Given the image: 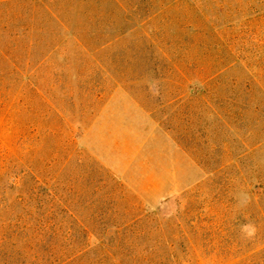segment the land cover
Segmentation results:
<instances>
[{
  "label": "rangeland",
  "instance_id": "374dc122",
  "mask_svg": "<svg viewBox=\"0 0 264 264\" xmlns=\"http://www.w3.org/2000/svg\"><path fill=\"white\" fill-rule=\"evenodd\" d=\"M1 167L0 264H264V0H0Z\"/></svg>",
  "mask_w": 264,
  "mask_h": 264
},
{
  "label": "trees",
  "instance_id": "16d2710c",
  "mask_svg": "<svg viewBox=\"0 0 264 264\" xmlns=\"http://www.w3.org/2000/svg\"><path fill=\"white\" fill-rule=\"evenodd\" d=\"M49 12L51 16L58 20L54 11ZM58 21L65 26L64 21ZM65 28L67 29V27ZM32 175L33 174L26 169L16 170L15 167L12 169L6 167V169L3 170V167L0 168V178L4 177L5 179L4 181H0V227L6 225H11L14 228L22 227L27 231L24 236L25 239L37 238V236H41L43 232V229L37 227L34 209L31 210V208H27V199L33 203L36 196L37 188L34 185L36 180H33V184L28 189L22 186L23 177H34ZM50 194V190L48 189L46 195L49 196ZM77 252H81V250Z\"/></svg>",
  "mask_w": 264,
  "mask_h": 264
},
{
  "label": "crops",
  "instance_id": "0c3cea01",
  "mask_svg": "<svg viewBox=\"0 0 264 264\" xmlns=\"http://www.w3.org/2000/svg\"><path fill=\"white\" fill-rule=\"evenodd\" d=\"M55 15H56V13H55ZM58 20H62V21H64L63 19H60V18H58Z\"/></svg>",
  "mask_w": 264,
  "mask_h": 264
}]
</instances>
